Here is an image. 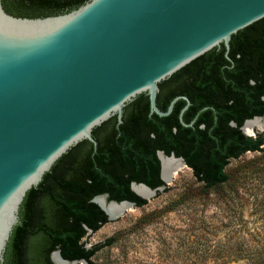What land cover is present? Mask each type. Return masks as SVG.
<instances>
[{"label": "water", "instance_id": "obj_1", "mask_svg": "<svg viewBox=\"0 0 264 264\" xmlns=\"http://www.w3.org/2000/svg\"><path fill=\"white\" fill-rule=\"evenodd\" d=\"M263 17L264 0H86L38 17L10 14L0 0V264L27 190L63 153L84 139L96 145L92 129L113 115L120 122L123 107L142 92L148 95L149 113L160 116L184 98L179 118L191 125L196 116L190 123L182 119L190 104L186 96H174L165 111L158 108V83L215 46L224 44L227 54L231 35ZM254 118L264 115L246 119L243 126ZM156 154L164 184L151 188L130 182L144 199L173 178H163L162 158L188 167L174 153ZM134 186L144 187L149 196ZM92 201L108 220L123 211L111 216L104 206L135 204L108 200L107 194ZM54 254L68 264H87L53 250L54 264Z\"/></svg>", "mask_w": 264, "mask_h": 264}, {"label": "trees", "instance_id": "obj_2", "mask_svg": "<svg viewBox=\"0 0 264 264\" xmlns=\"http://www.w3.org/2000/svg\"><path fill=\"white\" fill-rule=\"evenodd\" d=\"M85 1L1 0L8 13L26 17L63 13ZM225 51L224 44L215 46L158 83L160 110L174 96L190 100L182 114L185 123L207 106L191 125L179 118L184 98L160 116L149 113V98L142 92L123 107L120 122L113 115L92 129L96 145L84 139L63 153L38 185L27 190L2 264H54L53 250L67 260L90 262L101 245L86 248L82 239L108 221L92 198L107 194L108 200L144 205L146 199L130 189V182L151 188L164 184L157 150L182 157L202 184V194L227 186L232 177L225 171L229 161L246 151H261L264 144V134L246 135L240 129L245 119L264 115V17L232 34ZM184 201L183 196L176 200ZM245 222L237 218L223 239L197 236L193 264H264V249L254 252L248 241H253L254 231L240 233Z\"/></svg>", "mask_w": 264, "mask_h": 264}, {"label": "rangeland", "instance_id": "obj_3", "mask_svg": "<svg viewBox=\"0 0 264 264\" xmlns=\"http://www.w3.org/2000/svg\"><path fill=\"white\" fill-rule=\"evenodd\" d=\"M251 132V136L264 134V129L254 127ZM261 147V151H246L231 159L225 167L232 174L230 183L207 195L200 192L202 184L191 168L177 171L144 205H131L116 219L87 232L82 239L86 248L101 245L87 264H193L192 241L206 235L210 240L223 239L237 218L246 221L242 235L254 231V242L248 240L254 252L263 250L264 144ZM180 196L185 201L177 203Z\"/></svg>", "mask_w": 264, "mask_h": 264}, {"label": "bare ground", "instance_id": "obj_4", "mask_svg": "<svg viewBox=\"0 0 264 264\" xmlns=\"http://www.w3.org/2000/svg\"><path fill=\"white\" fill-rule=\"evenodd\" d=\"M254 127L259 130H263L264 129V118H261V119L254 118V119L248 120L244 124L243 129L245 130L247 134L250 135L252 133L251 130ZM184 167H185L184 165H180L177 161H174L172 159L162 158V176L167 182L170 181V174L174 176L177 171L184 169ZM133 188L140 195L145 196V197L149 196V192L144 187L134 186ZM98 201L102 206L104 205L101 198H98ZM130 206L131 205L128 203H121V204L110 203L109 205L104 206V208L106 209L108 213H110L111 216H113V215H116L117 213H120L121 211L124 212L126 210H129ZM53 259L58 264H68L62 261L61 259H59V257L56 254H54ZM78 264H81V263H78Z\"/></svg>", "mask_w": 264, "mask_h": 264}, {"label": "flooded vegetation", "instance_id": "obj_5", "mask_svg": "<svg viewBox=\"0 0 264 264\" xmlns=\"http://www.w3.org/2000/svg\"><path fill=\"white\" fill-rule=\"evenodd\" d=\"M261 99L262 100H264V94L261 96ZM201 111V109H199L196 113H195V115L193 116V118L196 116V118L198 117V114H199V112ZM247 119H249V118H247ZM246 120V119H245ZM244 120V121H245ZM244 121H243V123H244ZM231 122V124H234L235 122L233 121V120H231L230 121ZM243 123H242V125L240 126V129H241V127L243 126Z\"/></svg>", "mask_w": 264, "mask_h": 264}]
</instances>
